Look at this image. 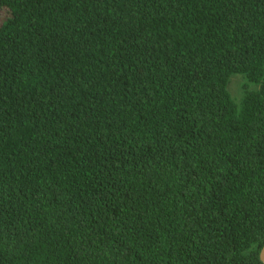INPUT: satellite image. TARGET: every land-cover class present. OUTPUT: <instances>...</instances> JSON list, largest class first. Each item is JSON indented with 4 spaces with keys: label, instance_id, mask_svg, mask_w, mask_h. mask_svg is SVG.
Returning <instances> with one entry per match:
<instances>
[{
    "label": "trees",
    "instance_id": "obj_1",
    "mask_svg": "<svg viewBox=\"0 0 264 264\" xmlns=\"http://www.w3.org/2000/svg\"><path fill=\"white\" fill-rule=\"evenodd\" d=\"M263 247L264 0H0V264Z\"/></svg>",
    "mask_w": 264,
    "mask_h": 264
},
{
    "label": "rangeland",
    "instance_id": "obj_2",
    "mask_svg": "<svg viewBox=\"0 0 264 264\" xmlns=\"http://www.w3.org/2000/svg\"><path fill=\"white\" fill-rule=\"evenodd\" d=\"M229 91L236 101H240L247 89H258V85L247 81L243 74H234L230 77Z\"/></svg>",
    "mask_w": 264,
    "mask_h": 264
},
{
    "label": "water",
    "instance_id": "obj_3",
    "mask_svg": "<svg viewBox=\"0 0 264 264\" xmlns=\"http://www.w3.org/2000/svg\"><path fill=\"white\" fill-rule=\"evenodd\" d=\"M260 258L264 263V247L262 248L261 254H260Z\"/></svg>",
    "mask_w": 264,
    "mask_h": 264
}]
</instances>
